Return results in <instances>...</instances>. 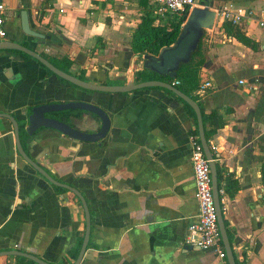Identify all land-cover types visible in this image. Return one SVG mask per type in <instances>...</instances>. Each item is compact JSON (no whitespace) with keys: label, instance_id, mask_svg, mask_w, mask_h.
Wrapping results in <instances>:
<instances>
[{"label":"crops","instance_id":"obj_1","mask_svg":"<svg viewBox=\"0 0 264 264\" xmlns=\"http://www.w3.org/2000/svg\"><path fill=\"white\" fill-rule=\"evenodd\" d=\"M209 1L203 3L218 2L220 8L233 3L264 17V0ZM151 5L156 6L150 0L148 6L140 0H6L5 30L7 39L39 54L67 58L70 73L88 82L139 83L136 72L144 68L145 55L132 51V38L142 15L151 14L156 26L172 21ZM23 11L46 39L23 32ZM222 24L217 15L206 31L198 82L186 89L202 114L217 111L225 122L208 144L219 189L225 190L221 207L235 260L245 255V264H264V28L256 20L235 26L254 42L250 48L228 36ZM206 82L213 86L201 95ZM248 84L255 88L250 91ZM71 101L104 109L111 119L108 137L87 143L44 128L27 141V151L88 203L91 238L81 264H221L214 252L185 245L198 215L190 142L198 125L178 96L162 88L88 92L49 74L34 59L0 51V114L20 117L41 104ZM73 117L74 126L87 133L102 126L89 112ZM58 188L20 157L12 123L0 118V253H28L49 264L76 262L69 253L85 236V209L69 190ZM29 261L0 258V264Z\"/></svg>","mask_w":264,"mask_h":264},{"label":"water","instance_id":"obj_2","mask_svg":"<svg viewBox=\"0 0 264 264\" xmlns=\"http://www.w3.org/2000/svg\"><path fill=\"white\" fill-rule=\"evenodd\" d=\"M219 3L216 2L213 7H206L204 9L194 8L189 15L187 22L185 23L183 30L175 45L169 48H163L159 55H145L143 56L144 68L155 72L162 77H177L179 69L182 65L191 62L193 55L198 52L200 48V43L207 30L213 29L215 26L217 12ZM22 30L28 35L38 39H46V35L42 34L31 27L30 20L25 11L21 13ZM21 51L36 61L44 65L49 69L55 76L71 83L72 85L79 87L83 90L95 92V93H105V94H126L139 90L149 89V88H162L165 89L176 96H178L184 103L188 104L195 112L198 125V138L204 148L206 157L211 160V173L213 180V193L215 198V205L218 214V223L221 232L222 244L227 253V259L229 264H236L234 250L232 248L229 234L226 228V224L222 214L221 199L219 195V183H218V172L216 164L213 162V154L208 144V140L205 134L203 114L200 105L192 97L185 94L178 87L174 86L172 83L163 80H152V81H139V83H134L133 79L129 81L126 85L119 86H102L88 82L86 80L80 79L78 76L66 73L61 69L57 68L49 60L44 58L41 54L35 50L25 47L20 43L13 41L12 39H7L5 42H0V51ZM70 110H81L95 114L99 117L102 122V126L98 132L86 133L78 130L66 123L56 118L48 117L51 113H59ZM0 117L9 119L15 127L16 143L18 151L23 159L26 160L33 168H35L40 174H42L50 183L55 186L65 188L74 194H76L83 203L85 213L87 230L86 236L83 242L81 252L78 259L74 264H81L84 254L87 250L90 234H91V214L88 203L85 197L74 187L70 185L58 182L53 178L44 168L38 165L24 150L21 139H20V128L18 121L11 115L1 114ZM23 119L28 121V126L26 131L30 136H33L37 131L43 128H50L59 131L63 135L70 137L71 139L78 140L87 143H96L105 140L108 137L111 128V119L108 113L99 107L98 105L91 102L82 101H71L67 103H54V104H41L32 109L31 114H23ZM192 156V153H191ZM192 158V157H191ZM198 204V203H197ZM197 220V218H196ZM195 220V221H196ZM197 250V249H196ZM24 257L36 264H49L37 256L23 253V252H5L0 253V258L2 257Z\"/></svg>","mask_w":264,"mask_h":264},{"label":"built area","instance_id":"obj_3","mask_svg":"<svg viewBox=\"0 0 264 264\" xmlns=\"http://www.w3.org/2000/svg\"><path fill=\"white\" fill-rule=\"evenodd\" d=\"M158 7V14L162 17L169 15L171 20H179L189 16L190 12L198 7H209L203 3L204 0H150ZM6 0H0V37L6 34ZM61 12H64L61 10ZM217 15L222 22L230 23L234 26L241 25L245 20H256L264 28V17H260L253 8L236 6L233 3L226 4L218 10ZM245 84V81H241ZM178 81L173 83L174 86ZM249 85V84H248ZM211 82H206L200 87L199 93L205 94L212 88ZM255 88L250 84L249 90ZM192 146V164L195 175V198L198 203L197 220L192 222L187 229L185 245L192 249L214 252L221 264H229L227 253L222 244L221 232L218 223V214L213 193V180L211 173V160L206 157L204 148L198 135H190ZM225 190L219 189V195H224Z\"/></svg>","mask_w":264,"mask_h":264},{"label":"trees","instance_id":"obj_4","mask_svg":"<svg viewBox=\"0 0 264 264\" xmlns=\"http://www.w3.org/2000/svg\"><path fill=\"white\" fill-rule=\"evenodd\" d=\"M207 3L210 4L209 0H206ZM140 4L142 6H148V0H140ZM187 20V17L181 18L179 20H172L167 24L163 25H155V18L151 16V14H143L141 17V23L138 25L137 30L133 34L132 38V51L135 54L140 55H159L160 51L163 48H169L176 44L182 30H183V24ZM222 28L225 30L226 34L230 37L236 38L239 42L243 43L244 45L254 48V42L248 38L240 28L235 27L229 23H223ZM49 41V40H47ZM24 46H27L25 44ZM16 52V51H14ZM21 56L25 58H31L25 53L17 52ZM42 56L45 57L47 60H49L52 64H54L57 68L61 69L62 71L66 73H70V69L72 67V62L68 60L67 58H64L62 60L54 59L50 56H48L46 53H42ZM42 67L46 69V71L49 74L53 73L47 69L44 65L39 63ZM203 65V59L201 57V49L196 52L190 63L182 65V67L179 69L177 77L171 78V77H162L156 74L155 72H152L151 70H148L146 68H143L142 70L136 72V80L137 81H152V80H163L170 83H174L175 81H178L179 84L177 87L183 91L185 94L189 95V91L186 89V85H190L192 83L198 82V72L201 69ZM82 80H86L84 75L78 76ZM63 82L72 85L71 83L61 79ZM74 86V85H73ZM186 104V103H185ZM190 110L193 111V109L186 104ZM68 112H80V111H66ZM195 114V112L193 111ZM203 121L205 126V134L207 137V140H209L220 128L224 126V121L222 117L218 114L217 111H213L210 115H207L203 113ZM198 129H194L191 131L190 135H198ZM262 182L264 187V161L262 163ZM233 181H229V185ZM60 191H65L62 188H58ZM226 224V223H225ZM226 228L228 233H230L228 229V225L226 224ZM82 246V239L79 240L78 244L75 248H73L69 255L72 259L76 260L79 256V252L81 250ZM246 263V256L242 255L240 259H236V264H245ZM28 264H35L33 261H29Z\"/></svg>","mask_w":264,"mask_h":264},{"label":"flooded vegetation","instance_id":"obj_5","mask_svg":"<svg viewBox=\"0 0 264 264\" xmlns=\"http://www.w3.org/2000/svg\"><path fill=\"white\" fill-rule=\"evenodd\" d=\"M7 36H8V34H7V31H6V34H5V36L3 37V38H1L0 37V42H5V41H7ZM24 46V45H23ZM25 47H27V46H25ZM15 50H13V52H14ZM17 52H21V51H16V53ZM22 53H24V52H22ZM26 54V53H25ZM28 55V54H27ZM42 55V54H41ZM29 56V55H28ZM31 57V56H30ZM32 58V57H31ZM45 58V57H44ZM34 59V58H33ZM35 60V59H34ZM36 61V60H35ZM36 62H38V61H36ZM39 63V62H38ZM71 74V73H70ZM54 75V74H53ZM55 76V75H54ZM57 77V76H56ZM59 78V77H58ZM61 79V78H60ZM88 92H90V91H88ZM94 93V92H93ZM34 108V107H33ZM33 108H31L28 112H26V115H28V114H31V111H32V109ZM70 111H80V112H73V113H71V112H68V113H65L66 111H64V112H59V113H51V114H49L48 115V117H52V118H56V119H59V120H61V121H65L66 123H68V124H70L71 126H73L74 128H76V129H78L76 126H74V124H73V119H74V117H73V114H77V113H83V112H85V111H81V110H70ZM92 114V113H91ZM1 115V114H0ZM7 115H10V114H7ZM60 115H64V116H60ZM68 115V116H67ZM92 115H94V116H96L95 114H92ZM12 116V115H11ZM67 116V117H66ZM14 117V116H13ZM97 118H99L98 116H96ZM0 118H4V117H0ZM17 121H18V124H19V128H20V132H19V135H20V139H21V143H22V146H23V148H24V150H25V152L28 154V151H27V149H28V146H27V141L30 139V138H32V137H34L38 132H40L41 130H39V131H37L33 136H30L28 133H27V131H26V127L28 126V121L26 120V119H23L24 117H23V115H20V117H14ZM7 119V118H6ZM9 120V119H8ZM11 122V121H10ZM12 123V122H11ZM12 125H13V127H14V124L12 123ZM44 129V128H43ZM45 129H50V128H45ZM54 130V129H53ZM78 130H80V129H78ZM59 132V131H58ZM84 132V131H83ZM14 133H15V127H14ZM87 133V132H86ZM16 136V135H15ZM23 136H25L26 138L25 139H23L22 137ZM74 140V139H73ZM76 141H78V140H76ZM81 142V141H80ZM97 143V142H96ZM16 146H17V143H16ZM17 151H18V147H17ZM18 154L20 155V153H19V151H18ZM29 155V154H28ZM30 156V155H29ZM20 157H22L21 155H20ZM31 157V156H30ZM32 158V157H31ZM25 160V159H24ZM26 161V160H25ZM35 161V160H34ZM36 162V161H35ZM28 163V162H27ZM37 163V162H36ZM29 164V163H28ZM38 165H40L39 163H37ZM30 165V164H29ZM31 166V165H30ZM41 166V165H40ZM32 167V166H31ZM42 168H44L43 166H41ZM33 168V167H32ZM33 169H35V168H33ZM45 169V168H44ZM36 170V169H35ZM46 170V169H45ZM37 171V170H36ZM47 171V170H46ZM38 172V171H37ZM48 172V171H47ZM39 173V172H38ZM51 176H52V174L50 173V172H48ZM40 174V173H39ZM41 176H43L42 174H40ZM44 177V176H43ZM53 177V176H52ZM45 178V177H44ZM54 178V177H53ZM46 179V178H45ZM47 180V179H46ZM52 184V183H51ZM54 185V184H53ZM68 185V184H67ZM59 187V186H58ZM72 187V186H71ZM62 188V187H61ZM62 189H64L65 191H67V189H65V188H62ZM71 192V191H70ZM72 193V196H74L76 199L78 198L79 200H80V198L76 195V194H74L73 192H71ZM81 201V200H80ZM81 203H82V201H81ZM82 205H83V203H82ZM91 214V213H90ZM85 216H86V213H85ZM91 225H92V219H91ZM92 227V226H91ZM86 230H87V222H86ZM85 236H86V232H85ZM85 236H84V238L82 239V246H83V242H84V239H85ZM90 238H91V234H90ZM89 244H90V239H89V243H88V247H87V249L89 248ZM82 246H81V249H82ZM87 251V250H86ZM80 252H81V250H80ZM80 252H79V254H80ZM86 253V252H85ZM79 257V256H78ZM78 259V258H77ZM76 259V260H77ZM36 264V263H35Z\"/></svg>","mask_w":264,"mask_h":264},{"label":"rangeland","instance_id":"obj_6","mask_svg":"<svg viewBox=\"0 0 264 264\" xmlns=\"http://www.w3.org/2000/svg\"><path fill=\"white\" fill-rule=\"evenodd\" d=\"M212 1H213V0H212ZM150 9L153 10V11H156V10L158 11L157 7L154 6V5H153V6L151 5Z\"/></svg>","mask_w":264,"mask_h":264}]
</instances>
